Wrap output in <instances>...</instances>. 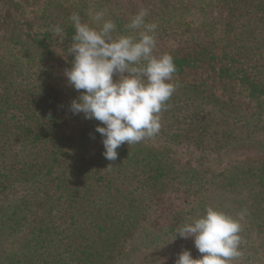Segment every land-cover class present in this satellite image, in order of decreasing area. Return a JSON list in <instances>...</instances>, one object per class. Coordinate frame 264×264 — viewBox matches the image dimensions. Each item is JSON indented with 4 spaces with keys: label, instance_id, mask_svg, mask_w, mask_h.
<instances>
[{
    "label": "trees",
    "instance_id": "16d2710c",
    "mask_svg": "<svg viewBox=\"0 0 264 264\" xmlns=\"http://www.w3.org/2000/svg\"><path fill=\"white\" fill-rule=\"evenodd\" d=\"M14 1L0 0V264H132L149 255L167 264L173 248L195 247L176 238L178 227L209 206L239 220L238 259L264 264V162L252 158L264 150V0L148 7L153 55L173 57L174 78L214 72L252 109L201 79L174 84L159 132L125 142L114 161L95 131L104 125L70 110L84 90L64 75L74 59L69 17L98 28L88 12L104 11L114 35L138 37L127 25L140 7L19 0L33 5L19 15Z\"/></svg>",
    "mask_w": 264,
    "mask_h": 264
},
{
    "label": "clouds",
    "instance_id": "9594fccd",
    "mask_svg": "<svg viewBox=\"0 0 264 264\" xmlns=\"http://www.w3.org/2000/svg\"><path fill=\"white\" fill-rule=\"evenodd\" d=\"M88 15L98 28L82 22L78 13L69 17L75 29L70 50L74 59L64 75L76 91L84 90L72 100L70 110L104 125H98L95 131L102 136L103 155L114 161L117 149L125 142L130 146L159 132V114L175 91L176 85L170 81L176 66L168 53L153 55L157 25L146 23V9L142 8L127 25L130 30H139L138 37L114 35L116 25L104 18V11L89 10ZM55 31L59 34L62 29L57 27ZM241 230L238 219L207 207L203 216L176 230V238H193L195 248L203 255L194 259L189 250H183L175 264H232L242 256Z\"/></svg>",
    "mask_w": 264,
    "mask_h": 264
},
{
    "label": "rangeland",
    "instance_id": "374dc122",
    "mask_svg": "<svg viewBox=\"0 0 264 264\" xmlns=\"http://www.w3.org/2000/svg\"><path fill=\"white\" fill-rule=\"evenodd\" d=\"M14 1V0H13ZM168 1V0H108V4H113L116 6H113V9H117V6H121L123 3H128L129 6L130 4H132V7H137L139 6L140 8L138 9V12L143 8V9H148L149 6L153 7L154 9H160L159 6L162 5L163 2ZM17 4H20V10L19 15H21L22 13H26L30 14L33 8L32 2L31 1H27V3L24 1L20 2L19 0H15L14 1ZM14 2L12 3V7L14 5ZM26 3V4H25ZM198 79H201L205 82H208L209 84H211L212 86L215 87L217 93L224 97L225 99L229 100V101H234L235 103L240 104L241 106H243L244 108L247 109H252V104L244 97V93H242V91H240L238 88L232 87V86H227L223 83H219L216 80V74L214 72L211 71H207L206 73H204L203 75H198V76H188V77H183V78H172V81H170L173 84H184L185 82H193V81H197ZM68 117H72V114L69 113ZM75 120H77L76 116L74 117ZM73 122V121H72ZM67 127L71 128L68 121H67ZM76 122H75V126H73L72 128H76ZM254 160H258L261 162H264V150L263 151H257V154H254L252 157ZM180 195H172L169 198L173 200L175 205H178L179 203L183 202L184 197H179ZM174 205V206H175ZM32 221L33 218H32ZM183 250H189L191 252L192 258L194 259H198L200 258L203 254H200L198 252V250L195 247H191L189 246L188 248H182V247H175L173 248L172 252H171V258L169 260V262L167 264H175V260L177 259V254L180 253ZM154 257H156V255H149V257H144V258H139L138 262L136 263H132V264H141V262L146 258L147 259V264H152V262L154 261ZM127 264V263H126ZM145 264V263H144ZM236 264H249L248 261L245 260V258H241L238 259L236 261Z\"/></svg>",
    "mask_w": 264,
    "mask_h": 264
}]
</instances>
